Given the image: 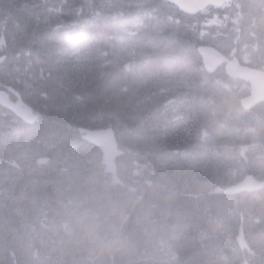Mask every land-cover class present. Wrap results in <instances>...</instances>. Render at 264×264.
<instances>
[{
  "label": "trees",
  "instance_id": "1",
  "mask_svg": "<svg viewBox=\"0 0 264 264\" xmlns=\"http://www.w3.org/2000/svg\"><path fill=\"white\" fill-rule=\"evenodd\" d=\"M4 1V0H3ZM17 12L15 17L17 19H23L26 17V14H21L19 11V8L15 11ZM97 22V20H95ZM98 24L100 25L95 30L98 32H111V27L113 26V23L110 21L102 22V20H98ZM156 20H148L145 24V30L143 32V36L141 39L142 45L145 44V42H148L149 45H152L155 47L151 52L156 53L155 58H160V60H163L165 62H171L175 60H184L183 58L185 56H188V58H193L192 50L186 46L185 41L183 38L179 37L178 35L175 36V30L171 28L170 24L169 27L166 23H155ZM162 22H166L165 20ZM154 27V28H153ZM93 28V27H92ZM159 32V33H158ZM38 41H41L39 38ZM45 42V41H43ZM34 42L32 41H26L23 44V48L21 49L22 52H30V47ZM32 55H35V52L32 51ZM47 55V54H45ZM41 57V56H40ZM45 57V56H44ZM36 61H39L40 58L34 57ZM193 69L191 65L188 66V71H190L191 74L195 76V72L190 70ZM62 71L60 68H57L56 70V79H59L62 76ZM197 78V75L195 76ZM127 80L122 79L119 81V86H124L126 84ZM94 83L103 91L101 93V96L99 92H94V96L92 101L95 102V104H92L91 111L94 115H97L101 112L100 109H95V105L98 104L99 107L103 110V113L105 115L104 119L100 122V124L105 125L109 119L110 116H113L116 113H119L121 116H130V114L138 112V110L133 106L132 102L128 103L120 108L119 105L123 103V98L120 92H112L107 93L104 92V90L109 89L113 83L110 82H104V84L98 80H95ZM102 99V100H100ZM232 99V98H230ZM229 99V100H230ZM72 100H69L68 103H59L57 105H53V109L57 111L58 113H61L62 110L68 109L71 107ZM57 108V109H56ZM145 108L140 113L143 118L140 117L141 124L134 126L133 123H131L128 126H122L125 129L123 130L125 134H127L128 138L130 139V133H136L138 134L141 131V126L145 124L144 121H146L144 117ZM45 115L49 114L48 110H45ZM139 113V112H138ZM52 177L54 175L52 174ZM63 177L60 176V178L56 179L53 178V181L62 179ZM16 184V190L15 193L21 194V193H29L30 198L32 200H38L40 198V194L45 192L48 183L46 182H40V181H28V183L24 184L22 182L21 184ZM156 201L154 202V206L151 208H155L156 210L162 209V214L158 215L159 218H162L163 216H173V213L179 209L180 207L186 206L185 202L182 200L181 195L174 193V195H170L168 198L165 197H159L157 196ZM126 203L123 199L118 198L113 203H108L104 200H101V210L100 215L101 216H109V215H116L118 222H117V228L119 236L121 237L119 239V243H121V249L120 253L117 251H108L104 253L105 257H113L119 255V264H130L129 263V254L134 252L136 249L139 248V243H141V248H147L149 246V240L148 237L145 236L141 230V225H143V220L149 214V207H146L145 205L143 207L137 208H131L130 204H128V207L126 208ZM125 206V207H124ZM189 207V206H187ZM158 208V209H157ZM148 211V212H147ZM158 231V229H156ZM188 259H191V257L198 258L199 253L196 248H194L193 245L186 246L185 247Z\"/></svg>",
  "mask_w": 264,
  "mask_h": 264
},
{
  "label": "rangeland",
  "instance_id": "2",
  "mask_svg": "<svg viewBox=\"0 0 264 264\" xmlns=\"http://www.w3.org/2000/svg\"><path fill=\"white\" fill-rule=\"evenodd\" d=\"M0 1H3V0H0ZM156 19H158L160 21H164V19L162 17H159V18H156ZM31 23L37 25V22H35V21L30 22L29 21L28 24L25 25V27L30 26ZM202 23H203L204 28L206 27L207 30H208V32H206V34L210 35V31H209L208 28L213 23L211 24L210 21L209 22L203 21ZM171 26L173 28H175L176 32L180 33V35L183 36V38L185 39V42H187L190 46L192 45L193 39H192V37L190 35H188L183 29H181L179 27H176L173 24H171ZM16 34L17 33L15 31H13V35H16ZM44 34H46V33H44ZM52 39H53V36L50 35L49 33H47L45 35V38L42 39L43 41H45V42H43V44H44V47L46 49L45 52L43 53V56H45V54H51V55L55 56L57 58V60H61V58L64 57V52L60 51L58 48H56V49L53 48L51 46V43L49 45L47 44ZM19 47L23 48V44H19ZM60 54H61V57H60ZM183 59H184V61H186L189 58H188V56H185ZM162 64H164V63L158 62L155 66L156 67H160ZM162 73L163 72H161L160 74H155L153 76L149 75V76H151V77L158 76L159 77ZM116 77H118V76L115 74V78ZM94 78H95V76L91 75L90 73L88 75H84V77H83V79H85V80L93 79V91L95 93L99 92V94L101 96V93L103 91L94 83V80H95ZM115 87H116V85H115ZM116 92H118V91H116ZM55 93H56V91H55ZM119 94H121L122 98L124 99V94H122V93H119ZM230 97L232 99L229 100L228 98H230ZM228 98L225 100V104H224L223 100H221L220 103H219L221 106L224 105V110H228L230 108V106L234 102L235 96L231 95ZM100 100H102V99H100ZM48 102L50 103V101H48ZM124 105H126V104L123 101V103L121 105H119V107H117V108H120V107H122ZM143 105H144V103H143ZM141 107H143V106H141ZM69 109L70 108L62 110L61 114L64 115V118L67 119L70 122L76 121L77 120V116L75 114H71V111ZM95 109H100L101 110V112L98 113V114L103 113V110L101 109V107H99L98 104L95 105ZM147 109H150L153 112L152 114H151V111H147L146 112V115H149L150 116V120H151V118L153 117V115L155 113H154V111L151 108L147 107L146 110ZM213 114L211 115V117H209V119H207V121L210 120L212 118V116L214 118ZM110 117H112V116H110ZM155 119L153 120L152 124H154ZM54 123L56 124V122H54ZM141 128H142V131L140 133H138L137 137H139V136H141V137L148 136L149 133L152 132V127H151V125H148V123H147V127L143 128V125H142ZM217 128H218V124L215 123V126L212 128V130H215ZM243 128H244V126H242L241 124H239L238 128H236L235 126H234V128H231L230 124H229V128H227L226 130H222V132L219 133V134L216 133L215 135H212V143H214L216 146H218L221 149H223L226 153H229L230 151L235 152L236 149L238 150L239 160L235 159L234 155L231 156L233 161L231 163L229 172L232 171V169H235V168L239 169V171H242V170L245 169L246 166L241 162V156L242 155H244V158L247 160V164H250V165H257V161L258 160H260V159L264 160V127L262 129H253V128H251V129H243ZM124 129H125L124 127L121 129L122 133L124 132L123 131ZM54 130H55V127H54ZM223 137H227V138L218 140V139L223 138ZM121 140L123 142H125V143H128V144H129V141H131L128 138L127 134H123ZM137 140H139V139H137ZM0 142H1L0 143V148L1 149L8 150V149L11 148V142L10 141H0ZM134 143H135L136 146H134ZM131 146H133L135 149L136 148L137 149L143 148L145 152H148V154L154 156V158L157 161V165H164L167 162H169V161H167V157L163 156V154L161 152H159L154 147L149 145V143H148V141L146 139L135 141V142H133V145H131ZM176 172L177 173H175L174 175L177 178H179V176H187L190 173V170L187 169L186 167H180V169L176 170ZM159 173L161 175H166V170H159ZM50 174H54V177L56 179L59 178L58 176H63V174L57 169L47 171V172H45L43 174H34V175H38L39 177L47 178ZM223 178H229L228 172L224 173ZM180 180H181V178H180ZM13 181H15V180H10L8 177H2V179H1V183L5 184V185H9L12 188V190H14V188H15V185H14ZM184 186L185 187H184L183 190L186 191V186H187L190 189V191H191V195H198V196H200V198H204L203 195L201 196L199 194V193H201L200 188H196L195 186L191 185L188 182H185ZM15 210L16 209H14V211ZM14 211H12L10 213L8 218H3L4 216H2V218L0 219L3 222L0 225V233H1V235L4 237V234H5L6 236L4 238H10V239H13V240L15 239L13 235L17 234V232H15V229L17 228V226L15 225L16 221L14 220ZM262 214H263V210L260 212L259 215H262ZM6 224L8 226H6ZM224 241H225L224 244H226V246L228 247V253H226L225 250L221 251V253L223 255H225V256H230V254L232 253V248H233L232 244H231V241L229 239H224ZM220 242H221L220 239L217 238V241H213L212 242V246L216 248L218 243L220 244ZM0 243H3V241H0ZM221 247H222V245L219 246V248H221ZM215 260L219 264H224V262L221 259H219L218 257H215Z\"/></svg>",
  "mask_w": 264,
  "mask_h": 264
},
{
  "label": "snow or ice",
  "instance_id": "3",
  "mask_svg": "<svg viewBox=\"0 0 264 264\" xmlns=\"http://www.w3.org/2000/svg\"><path fill=\"white\" fill-rule=\"evenodd\" d=\"M65 4L33 3L31 5L25 3L20 7L21 14H26L30 19L40 23L51 24L54 20L57 21V27L60 26V17L64 14ZM167 9L165 13L163 10ZM137 10L139 19L159 18L162 14L168 20H173L184 14L187 9L182 5L181 0H165L162 6H149L143 0H100V3H91L83 5L80 8L73 9L71 14L75 16L88 15L89 17H108V16H123L131 14L132 10ZM5 18L10 15L7 11L4 12ZM6 46V41L0 38V47ZM32 49L37 55L42 54L46 49L43 40L36 41L32 44ZM31 54V52L27 53Z\"/></svg>",
  "mask_w": 264,
  "mask_h": 264
},
{
  "label": "bare ground",
  "instance_id": "4",
  "mask_svg": "<svg viewBox=\"0 0 264 264\" xmlns=\"http://www.w3.org/2000/svg\"><path fill=\"white\" fill-rule=\"evenodd\" d=\"M153 20H156V21H157V22H155V23H166L167 26L169 27L168 24H170V23H168V22H162V21H160V20H158V19H153ZM170 26H171V24H170ZM153 28H154V27H153ZM171 28H173V27L171 26ZM173 30H175V28H173ZM175 31H176V30H175ZM158 33H159V32H158ZM176 35H178L179 37L183 38V36H181L180 33H178V32H175V36H176ZM183 39H184V38H183ZM184 41H185V39H184ZM185 44H186L187 47H189V48L191 49V46H190L187 42H185ZM143 46H144L145 48L149 49L150 52L155 48V47H153L152 45H149L148 42H145V44H143ZM158 62H160V63H166L165 61L160 60V58H155V57H154L153 61L149 64V67H148V69H147V70H148L147 73H149L151 76H153V75H155V74H160V73L162 72V70H163V64H162L160 67H156V66H155ZM154 63H155V64H154ZM156 77H158V76H156ZM115 79H116V78H115ZM128 83H129V82H128V80H127V82H126V84H125L124 86L128 85ZM230 98H231V97H230ZM230 98H228V99H230ZM132 104H133V106H134L136 109H138V107L136 106V102H135V101H132ZM144 108H145V110H146L147 107H146L145 105H143V107H141L142 111H143ZM196 113H197L200 117H202V118L200 119V122H198V123L203 124V123H206V122H207V120L205 121V116H208V114H209V109H208V108H206V107H201V108H199V109L196 111ZM204 115H205V116H204ZM144 117H145L146 121H145V124H143V128L147 127V122L150 120V116L147 117V115H146L145 113H144ZM141 127H142V126H141ZM121 129H122V126H120V130H119V137H120V139H122V135L125 134L124 132H123V133L121 132ZM141 131H142V128H141ZM141 131H140V132H141ZM140 132H139V133H140ZM130 136H131V138H130L131 141H129V145H130V146L133 145V143H132V136L135 137V138H138V139L141 137V136L137 137L138 134H136V133H130ZM136 150H138V151L144 153V154L149 158V161H150L152 164H153V163L157 164V161H156V159L154 158V156L148 154V152H145L143 148H141V149H137V148H136ZM53 175H54V174H53ZM58 177L60 178V176H58ZM62 177H63V176H62ZM53 178H55V177H52V174H50L47 178L39 177L38 175H33V176L31 177V179H29V180H24V181H13V182H14V185H15V188H14L13 191L15 192V190H16V184H15V183L21 184L22 182H24V184H26V183H28V181H32V180H35V181H36V180H37V181H40V182H46V183L50 184L51 182H53ZM171 189H173V190L175 191V193L180 194V192H181V190H182V185H181L180 181H177V182H175L174 184H172V182H171ZM261 211H262V209H260V212H261ZM260 212H258V213L255 212L254 214H255V215H259ZM219 239H220L221 242H220V244L218 243L216 249L219 250L220 252L223 251V250H225L226 253H228V247L226 246V244H224V243H225L224 239H222V238H219ZM214 241H217V239L214 240ZM220 245H222L221 248H219ZM214 259H215V258H214Z\"/></svg>",
  "mask_w": 264,
  "mask_h": 264
}]
</instances>
